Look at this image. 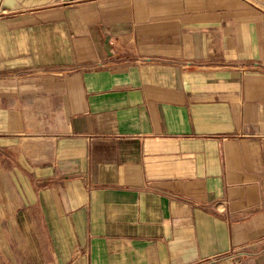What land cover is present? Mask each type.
<instances>
[{
    "label": "crops",
    "instance_id": "0c3cea01",
    "mask_svg": "<svg viewBox=\"0 0 264 264\" xmlns=\"http://www.w3.org/2000/svg\"><path fill=\"white\" fill-rule=\"evenodd\" d=\"M0 264H264L255 0H0Z\"/></svg>",
    "mask_w": 264,
    "mask_h": 264
},
{
    "label": "built area",
    "instance_id": "2783aa9c",
    "mask_svg": "<svg viewBox=\"0 0 264 264\" xmlns=\"http://www.w3.org/2000/svg\"><path fill=\"white\" fill-rule=\"evenodd\" d=\"M256 5L264 10V0H255Z\"/></svg>",
    "mask_w": 264,
    "mask_h": 264
}]
</instances>
